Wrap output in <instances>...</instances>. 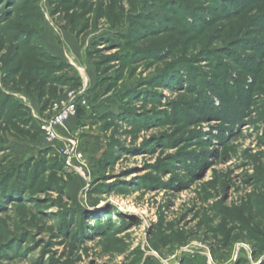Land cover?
I'll list each match as a JSON object with an SVG mask.
<instances>
[{
  "label": "rangeland",
  "instance_id": "rangeland-1",
  "mask_svg": "<svg viewBox=\"0 0 264 264\" xmlns=\"http://www.w3.org/2000/svg\"><path fill=\"white\" fill-rule=\"evenodd\" d=\"M0 264H264V0H0Z\"/></svg>",
  "mask_w": 264,
  "mask_h": 264
},
{
  "label": "built area",
  "instance_id": "built-area-1",
  "mask_svg": "<svg viewBox=\"0 0 264 264\" xmlns=\"http://www.w3.org/2000/svg\"><path fill=\"white\" fill-rule=\"evenodd\" d=\"M74 96L66 98L60 104H56L54 112L48 117L47 120H43L40 123V128L45 134L47 140H56V141H69L70 138L65 134H61L59 130L65 127L66 121L70 116L74 115L76 112V103L74 102ZM69 154L76 153L74 148H65L64 149Z\"/></svg>",
  "mask_w": 264,
  "mask_h": 264
},
{
  "label": "bare ground",
  "instance_id": "bare-ground-1",
  "mask_svg": "<svg viewBox=\"0 0 264 264\" xmlns=\"http://www.w3.org/2000/svg\"><path fill=\"white\" fill-rule=\"evenodd\" d=\"M132 208H133V206H132ZM140 213H142V214H143L144 212H140Z\"/></svg>",
  "mask_w": 264,
  "mask_h": 264
}]
</instances>
